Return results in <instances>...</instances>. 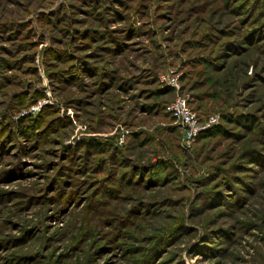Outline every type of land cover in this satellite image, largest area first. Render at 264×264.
I'll use <instances>...</instances> for the list:
<instances>
[{
    "label": "rangeland",
    "instance_id": "rangeland-1",
    "mask_svg": "<svg viewBox=\"0 0 264 264\" xmlns=\"http://www.w3.org/2000/svg\"><path fill=\"white\" fill-rule=\"evenodd\" d=\"M0 264H264V0H0Z\"/></svg>",
    "mask_w": 264,
    "mask_h": 264
},
{
    "label": "built area",
    "instance_id": "built-area-1",
    "mask_svg": "<svg viewBox=\"0 0 264 264\" xmlns=\"http://www.w3.org/2000/svg\"><path fill=\"white\" fill-rule=\"evenodd\" d=\"M170 84H175L170 81ZM166 110L180 124L182 139L185 143L194 141L205 129L215 125L219 121L217 113H211L201 117L190 106L188 97L178 93L175 98L166 105Z\"/></svg>",
    "mask_w": 264,
    "mask_h": 264
},
{
    "label": "trees",
    "instance_id": "trees-1",
    "mask_svg": "<svg viewBox=\"0 0 264 264\" xmlns=\"http://www.w3.org/2000/svg\"><path fill=\"white\" fill-rule=\"evenodd\" d=\"M213 127H214V125H213ZM213 127H211V128H213ZM211 128H210V129H211Z\"/></svg>",
    "mask_w": 264,
    "mask_h": 264
}]
</instances>
